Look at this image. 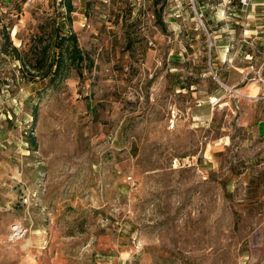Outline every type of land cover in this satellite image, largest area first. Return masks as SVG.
<instances>
[{
	"label": "rangeland",
	"instance_id": "374dc122",
	"mask_svg": "<svg viewBox=\"0 0 264 264\" xmlns=\"http://www.w3.org/2000/svg\"><path fill=\"white\" fill-rule=\"evenodd\" d=\"M63 1L0 0V47L92 61L0 53V264L262 262L264 0Z\"/></svg>",
	"mask_w": 264,
	"mask_h": 264
},
{
	"label": "trees",
	"instance_id": "16d2710c",
	"mask_svg": "<svg viewBox=\"0 0 264 264\" xmlns=\"http://www.w3.org/2000/svg\"><path fill=\"white\" fill-rule=\"evenodd\" d=\"M63 2L66 12L70 13L72 8L70 0ZM4 41L6 44L0 47V53L12 55L13 60L21 62L26 68L29 66L30 72H34L31 73L32 80L37 76L40 77V87L43 93L50 89H57L69 77L71 70H75L78 75H81L83 69L90 71L92 68V61L88 54L81 51L76 36L70 32L62 35L53 31L49 35L48 42L44 45L41 41L33 44L28 50L29 53L36 56L33 64H27L23 58H20L19 51L12 45L8 34L4 36ZM27 141L31 145H35V136H32L31 132L28 133Z\"/></svg>",
	"mask_w": 264,
	"mask_h": 264
},
{
	"label": "built area",
	"instance_id": "2783aa9c",
	"mask_svg": "<svg viewBox=\"0 0 264 264\" xmlns=\"http://www.w3.org/2000/svg\"><path fill=\"white\" fill-rule=\"evenodd\" d=\"M194 2H195V0H192V5H193L194 13L198 17V14H197V12H196V10L194 8ZM231 2H232L231 0H227V1H224L223 0L224 7L227 8L229 5H231ZM237 3L239 4V6L241 8H247V7L251 6L252 0H237ZM198 19H199V22H200L201 26H203V24H202V22L200 20V17ZM259 264H264V260L262 262H260Z\"/></svg>",
	"mask_w": 264,
	"mask_h": 264
},
{
	"label": "crops",
	"instance_id": "0c3cea01",
	"mask_svg": "<svg viewBox=\"0 0 264 264\" xmlns=\"http://www.w3.org/2000/svg\"><path fill=\"white\" fill-rule=\"evenodd\" d=\"M258 3H259V2H258ZM258 3H256V5H257ZM259 4H261V5H262V3H259Z\"/></svg>",
	"mask_w": 264,
	"mask_h": 264
}]
</instances>
